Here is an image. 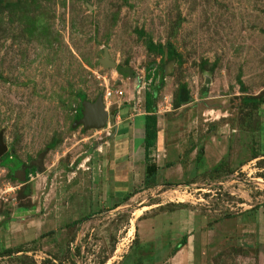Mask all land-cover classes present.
<instances>
[{"label": "rangeland", "instance_id": "rangeland-1", "mask_svg": "<svg viewBox=\"0 0 264 264\" xmlns=\"http://www.w3.org/2000/svg\"><path fill=\"white\" fill-rule=\"evenodd\" d=\"M148 37L179 53L159 89ZM106 49L134 75L104 67ZM79 92L103 95L104 128L73 127ZM262 92L264 0H0V131L36 168L0 165V264H264V103L242 100Z\"/></svg>", "mask_w": 264, "mask_h": 264}, {"label": "trees", "instance_id": "trees-1", "mask_svg": "<svg viewBox=\"0 0 264 264\" xmlns=\"http://www.w3.org/2000/svg\"><path fill=\"white\" fill-rule=\"evenodd\" d=\"M41 14H34L32 15L28 21L25 23L23 26V29L28 28L29 30V38L33 39L38 34H41L43 31V26L41 22ZM140 35H144L145 32L139 31ZM146 45L149 51L154 52L156 54L161 55L162 58H165V60L170 61V60H178L179 59V53L176 51V49L173 47L171 43H168V45H164L162 43H156L153 41L151 37H148L146 40ZM165 62V61H164ZM156 63V62H155ZM152 67V65H151ZM150 67V68H151ZM117 71L125 77L134 75V70L131 68L125 69L122 65L117 66ZM150 71V69H149ZM148 78L151 76L150 73L147 74ZM163 82V81H162ZM154 87H158L155 86ZM78 96L81 99V102L83 100L87 99V95L83 92H79ZM182 96L181 93L178 95L177 99V106L182 103ZM243 102L247 105H251L254 108H259L261 104L264 103V92L260 93L259 95H244L242 98ZM83 105L82 103L78 106L76 109V113L74 114V122L79 121L83 117ZM145 109L148 112H153L152 114L148 115L146 117V123H145V140H144V145H145V150L149 151L152 145L154 144L157 136H158V117L156 114H154L156 110V104H155V97L152 94V92H146V97H145ZM58 145V140L56 138H53L47 145L49 149H53ZM118 149V154L120 153H126L128 152V147L124 146L123 148H117ZM258 156H254L256 158ZM24 161L20 159L14 152L10 149L8 150L4 155L0 157V165L7 168L9 170L10 175L13 177L15 170H17ZM158 171V166L156 163H150L147 164L146 166V172H147V177H154V175ZM35 172V169L27 170V179H29L30 173ZM188 241V235H184L179 243L174 247V252L177 250L181 249L184 245L187 244Z\"/></svg>", "mask_w": 264, "mask_h": 264}, {"label": "water", "instance_id": "water-1", "mask_svg": "<svg viewBox=\"0 0 264 264\" xmlns=\"http://www.w3.org/2000/svg\"><path fill=\"white\" fill-rule=\"evenodd\" d=\"M105 57L101 60V63L104 67H117V62L111 60L110 53L108 49L104 52ZM172 63H175V60H172ZM83 117L73 124V127L77 125H83L85 130L96 128H104L109 119L110 113L105 104L103 95H99L95 101L86 100L83 102ZM48 149L43 150L39 156L32 160V163L35 165H41L43 167L44 158L48 152ZM9 150L8 145L4 139V130L0 131V157L4 155ZM27 165L22 164V169L20 170L22 177L17 176L21 181H25L27 178L26 169Z\"/></svg>", "mask_w": 264, "mask_h": 264}, {"label": "crops", "instance_id": "crops-1", "mask_svg": "<svg viewBox=\"0 0 264 264\" xmlns=\"http://www.w3.org/2000/svg\"><path fill=\"white\" fill-rule=\"evenodd\" d=\"M173 64L174 63H172V60H170V61H166V64H161V63H159V66H158V69L156 70V79H155V84H157V82H158V80H159V84L158 85H155V86H158V87H156V89H159L160 87H162L163 85H164V79L166 78V76L168 75V74H170L172 71H173V69H172V66H173ZM117 68V67H116ZM151 69V68H150ZM148 77V76H147ZM163 81V82H162ZM153 82V83H154ZM181 96H182V99L184 100L185 99V97H184V93L182 92L181 93ZM183 100H182V103H183ZM145 111H146V109H145ZM117 113H118V117H120V115H121V112L120 111H118L117 110ZM153 112H148V111H146L145 112V115H150V114H152ZM154 114H156V110H155V112H154ZM146 116V117H147ZM145 123H146V119H145ZM144 137V136H143ZM144 140H145V137H144ZM169 223V222H168ZM188 226H189V223L187 224ZM186 234V235H188V232L185 230V231H183L182 232V235H181V238L184 236V235ZM196 236V235H195ZM190 238H191V235H188V241H187V244H186V246H183L181 249H179V250H177L176 252H175V256L177 255V254H179V255H181V253H182V255H184V251H186L185 249H184V247L187 249V254L189 255V253H190V250H188V245L190 244ZM177 245V242H176V244L174 245V247ZM174 249V248H173ZM163 251V250H162ZM161 251V252H162ZM160 254V253H159Z\"/></svg>", "mask_w": 264, "mask_h": 264}, {"label": "built area", "instance_id": "built-area-1", "mask_svg": "<svg viewBox=\"0 0 264 264\" xmlns=\"http://www.w3.org/2000/svg\"><path fill=\"white\" fill-rule=\"evenodd\" d=\"M158 66H159V63H154L150 69V71H148V73L151 74V76L148 78L149 82L150 83H153L156 79V70L158 69ZM121 80H119L120 82ZM119 95H123L124 94V91L123 89H120V90H117ZM113 91H111L110 89L108 91H106V95L104 96L105 99H108L110 98L111 96H113Z\"/></svg>", "mask_w": 264, "mask_h": 264}, {"label": "flooded vegetation", "instance_id": "flooded-vegetation-1", "mask_svg": "<svg viewBox=\"0 0 264 264\" xmlns=\"http://www.w3.org/2000/svg\"><path fill=\"white\" fill-rule=\"evenodd\" d=\"M80 120V119H79ZM82 127H83V125H82ZM22 169V165L17 169V170H15V174L17 173V175L16 176H19L20 177V175H18L19 173L21 174V172H20V170ZM33 169H35L36 170V168L35 167H32V168H30V167H27V169H26V171L27 170H33Z\"/></svg>", "mask_w": 264, "mask_h": 264}]
</instances>
